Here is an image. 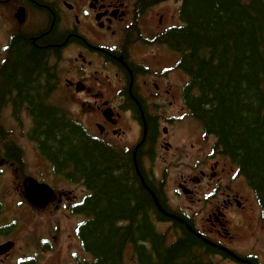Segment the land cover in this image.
<instances>
[{
	"label": "flooded vegetation",
	"instance_id": "obj_1",
	"mask_svg": "<svg viewBox=\"0 0 264 264\" xmlns=\"http://www.w3.org/2000/svg\"><path fill=\"white\" fill-rule=\"evenodd\" d=\"M158 6L144 0H0V103L10 104L13 113L20 115L18 103L42 100L52 108L62 105L69 95L101 140L131 154L137 173L160 183L167 208L161 210L164 222L177 227L175 234L179 237L184 226L207 247L202 254L204 262L216 259L219 264H264V239L241 243L252 237L240 230L241 215L247 212L260 216L252 194L246 186L243 190L242 175L235 174L219 154L211 153L215 145L208 144L198 127L182 136L183 111L170 112L175 100L184 101L188 80L181 69L161 55L165 51L160 43L163 31L159 26L154 30L150 23L155 17H149L150 10ZM18 44L28 49L43 46L45 50L39 68L42 74L37 78L39 71L34 73L28 85L29 97L24 93L18 96L6 74L17 61ZM174 77L176 92L166 90V83ZM170 94L169 102L165 97ZM32 97L36 99L31 101ZM128 123L139 131L130 145H126L130 139L124 131ZM161 124L167 126L161 128ZM194 146L200 147L196 156L200 159L188 166V147L193 150ZM183 157L181 162L174 161ZM159 159L164 168L160 174L154 168ZM203 184L206 187L201 188ZM168 187L173 188L176 205L170 203ZM75 209V201L69 203L67 211ZM195 210L201 212L200 218ZM234 212L238 215L233 216ZM63 221H70V217ZM64 222L47 231L46 243L75 239L76 225L68 232ZM149 246L131 243L125 261L131 253L139 264L137 249L151 250Z\"/></svg>",
	"mask_w": 264,
	"mask_h": 264
},
{
	"label": "trees",
	"instance_id": "obj_2",
	"mask_svg": "<svg viewBox=\"0 0 264 264\" xmlns=\"http://www.w3.org/2000/svg\"><path fill=\"white\" fill-rule=\"evenodd\" d=\"M178 18L180 24L169 28L162 42L181 55L180 68L190 76L186 104L206 133L217 138L216 149L246 176L264 210V0H182ZM42 47L16 45L17 61L6 74L18 96L29 97L30 81L45 55ZM34 101L40 150L56 174L89 191L75 211L86 216L78 236L95 260L81 264H124L131 243L151 247L137 249L139 264H212L203 261L207 247L184 226L171 246L157 232L151 218L166 220L156 205L159 201L167 210L163 193L137 173L131 154L111 150L42 100ZM13 152L19 154L16 148Z\"/></svg>",
	"mask_w": 264,
	"mask_h": 264
},
{
	"label": "rangeland",
	"instance_id": "obj_3",
	"mask_svg": "<svg viewBox=\"0 0 264 264\" xmlns=\"http://www.w3.org/2000/svg\"><path fill=\"white\" fill-rule=\"evenodd\" d=\"M180 3L181 0H169L168 2L161 3V5H159L157 8L150 10L149 17L152 15L155 17L154 20L150 23V25L154 28V30H157L156 28L157 26H159V24H160L159 29L160 31H162L178 23V8ZM160 19H162V23L159 22ZM113 41H115V39H113ZM163 48H165L164 49L165 51L161 55L168 58L170 62L173 63L174 65L180 64L181 58L177 53V51L175 52L174 50H170L168 47L167 48L163 47ZM164 65H166V63H164ZM174 79L175 77L172 79L170 83L168 84L166 83L165 86L166 90H170V91L175 90L176 92L175 81H173ZM162 95H166L165 92H163ZM66 96L67 97L65 98V100H63L64 106L71 115L76 114L77 116L79 114V110H78L79 106L72 101L69 95ZM165 99L170 102L172 99L171 94L167 95ZM58 103H60V101H58ZM0 104L3 106L2 108H0V115H2L1 122L4 125V126L1 125L3 130L0 128L2 132V134L0 135V148L4 145H7L8 147L15 146L13 144L19 145L23 151V161L26 163V168L24 166L22 169L19 168L17 170L14 169L13 166L0 167V171H1L0 198L4 203V209H5L4 215L0 217V228H1L0 244H2V242L5 240H11V239L15 243H18L17 250L11 253L10 257L0 260V264H15L18 258L20 257L29 254H37V252H41L40 247L37 243H39L41 237L42 239L48 237V233H47L48 226H52L53 224H56L59 220H62L65 217H70V220L72 219L73 220L66 222L64 229L66 231L70 229L71 231L75 223L77 228V226L80 223H82L83 221L86 222L87 220L86 216L83 213L78 212L76 213V216H73L72 213L69 214V212L64 209H62L63 213L60 214L57 213V215L51 214V211H53L54 209L53 207L44 211L41 210V211L31 212L29 210L30 208L28 203L26 202V198L24 194L25 183H26L24 176L34 177L40 182L47 181L49 184H51L56 188L59 194H62L63 196L67 195L64 196L63 198L65 206H68V203L74 202V200H76V205H78L79 202L85 199L87 193L85 192V189L83 188L81 183H78L73 186L70 182L68 183L65 179L63 180L59 177H56V174L52 169L53 165L51 163H50L51 165H49L47 161L43 157H41L35 144L31 142V140L34 139L31 137L29 138L25 134L30 129L31 121L28 120L26 116H24L23 125H21L17 121L16 122L13 121L12 119L10 120L9 115H11V111H10L12 110L11 105L3 104V103ZM182 107H183V102L175 100L173 106L171 107L170 112L175 113L174 112L175 110L179 111L180 109L184 111ZM19 117L20 115H17V118ZM81 119L83 123L86 126H88L94 134L93 129L95 128L94 126L93 128L91 127L88 119H86V116L85 117L81 116ZM194 120L195 119L192 118L191 116L185 117L184 120H182L183 124L185 123L184 129H181L179 131L182 136H188L190 132L193 131L196 127H198L199 133L203 132L202 127L198 126L197 124L199 123ZM166 126H167L166 124H161V128ZM124 131L126 134H128V138L130 139L129 141H127L126 145L132 144L139 134L138 129L135 126H131L130 123L124 126ZM107 146L110 147L109 145ZM191 149L192 148L188 147V154L185 158V160L189 161L188 166L196 164L197 161L200 159L199 157H196L198 152L200 151V147H195V149L193 150ZM118 152L121 153L122 151L119 149ZM183 159L184 157L180 159L175 158L174 161L181 162ZM154 160L155 158L152 159V161ZM146 165L149 166V163H147ZM188 166H185L184 170L186 171V173L190 174ZM154 168L155 171L159 174L164 170L160 159L156 162ZM180 173H181V169H180ZM145 178H148L149 181L152 180L153 182H155V179H153L152 177L146 176ZM233 181H235V179ZM243 182L244 180L241 178L240 183L243 184ZM152 184L154 185V183ZM155 186H156L155 188H158L157 185ZM200 187L202 188L206 186L203 184ZM244 187L245 184H243V190ZM167 190L170 193L169 195H170L171 205L172 204L176 205L177 199L175 197V194L173 195L171 194L173 188L168 187ZM162 199L164 200V198ZM249 201H251V199H249ZM65 213L67 216L63 215ZM200 214L201 212L199 210H195L196 217L200 218L201 217ZM232 215L235 216L238 215V213L234 212ZM258 215L255 214L250 215L247 212L241 215L239 220V225L241 226L242 229L240 230H243L244 233L252 236L243 239L241 243H251L254 240L263 241L264 215L262 214H260L261 216ZM178 217L183 218L182 216H178ZM156 228L161 233L165 234L164 236L166 239H168V243L174 240L175 230H173L171 224H158ZM79 243L80 241L78 240L77 236L71 242L69 241V238L65 239L63 241L61 248L58 250V259L60 260L66 254L68 247L70 249H74L73 252H76V255L81 257L83 255V252L81 250V245ZM78 256H76V258H78ZM130 257H132L131 253L127 255L124 264H133L131 262Z\"/></svg>",
	"mask_w": 264,
	"mask_h": 264
},
{
	"label": "bare ground",
	"instance_id": "obj_4",
	"mask_svg": "<svg viewBox=\"0 0 264 264\" xmlns=\"http://www.w3.org/2000/svg\"><path fill=\"white\" fill-rule=\"evenodd\" d=\"M144 1L145 2H149L150 0H144ZM65 97H67V96H65ZM16 107L20 111V118L18 120V123H20L21 125H23L24 118L22 119L21 116H23V115L26 116L28 118V120L31 121V126H30V129L25 134L29 138L31 137V138L35 139L36 137H34V131L36 129V122H35L36 117H34V115L32 113V107H31V105L30 104H25V103H18V104H16ZM52 110H54V112L56 110L58 111L59 118L70 119V114H69L68 110L66 109V107L64 106V103L62 105H59V106H54L53 105L52 106ZM36 142H38V141H36ZM69 182L73 186L76 185V182H74V181H69Z\"/></svg>",
	"mask_w": 264,
	"mask_h": 264
},
{
	"label": "water",
	"instance_id": "obj_5",
	"mask_svg": "<svg viewBox=\"0 0 264 264\" xmlns=\"http://www.w3.org/2000/svg\"><path fill=\"white\" fill-rule=\"evenodd\" d=\"M27 194L29 201L34 206H43L50 202L53 191L45 185H38L34 180L27 181ZM7 248V246H5Z\"/></svg>",
	"mask_w": 264,
	"mask_h": 264
}]
</instances>
